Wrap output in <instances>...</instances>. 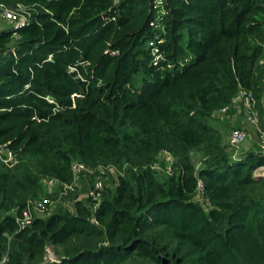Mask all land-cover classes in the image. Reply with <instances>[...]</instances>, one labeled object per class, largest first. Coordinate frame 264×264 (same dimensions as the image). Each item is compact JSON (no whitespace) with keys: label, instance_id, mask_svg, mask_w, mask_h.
<instances>
[{"label":"trees","instance_id":"16d2710c","mask_svg":"<svg viewBox=\"0 0 264 264\" xmlns=\"http://www.w3.org/2000/svg\"><path fill=\"white\" fill-rule=\"evenodd\" d=\"M0 3L32 8L0 26V264H264V152L209 123L249 93L261 147L264 0ZM48 180L59 203L21 227Z\"/></svg>","mask_w":264,"mask_h":264},{"label":"built area","instance_id":"2783aa9c","mask_svg":"<svg viewBox=\"0 0 264 264\" xmlns=\"http://www.w3.org/2000/svg\"><path fill=\"white\" fill-rule=\"evenodd\" d=\"M155 6L161 5V0H154ZM16 10H21L23 7L18 5L16 6ZM15 9V8H14ZM0 20H4L8 22L11 26L14 28L20 27L28 23L30 20L26 18L25 16H21V14L16 13L14 10H11L10 8L6 7L4 4L0 3ZM149 47L152 50V54L154 56V61L158 62L161 58L158 48L155 46V43L153 40H150L148 43ZM237 108H243L244 112V118L247 122V124H250L253 127L258 128L259 124V115L257 110L255 109L254 100L249 93H245L243 91H239L236 97L233 99V105ZM231 107V108H232ZM229 110V106H226L218 111L220 114H225ZM246 133L239 128L233 129L229 136L226 139L227 146L234 151V155L237 153L238 147L240 144L245 140ZM261 148L264 152V137L263 134H261ZM0 153L5 155V161L10 162L13 160V155L9 150H6L3 146L0 145ZM174 160L172 155L167 151H161L158 157L156 158L155 162H153L150 165L151 169L155 170H165L167 173L171 172L172 164ZM200 166V161L196 163V167ZM73 173L76 177H78L80 172H83L85 174L91 173L92 170L89 168H86L80 163H74L72 167ZM258 171L264 172V165L258 166L254 169V174ZM260 176H264V173H258ZM102 183L103 180L98 177L96 179L95 185L92 189H90L87 193L93 198H99L101 189H102ZM201 183L202 179L198 181V195L201 197ZM44 184H46L49 187L56 186L57 182L55 180H48L45 181ZM50 205V199L47 197H39L37 199L31 200L28 202L26 206V210L23 213V217L19 220V225L21 227L27 226L31 223V220L34 217V214L36 215H42L43 211ZM48 214V213H46Z\"/></svg>","mask_w":264,"mask_h":264},{"label":"rangeland","instance_id":"374dc122","mask_svg":"<svg viewBox=\"0 0 264 264\" xmlns=\"http://www.w3.org/2000/svg\"><path fill=\"white\" fill-rule=\"evenodd\" d=\"M15 9H11L14 10L16 13L21 14V16H25L26 18H28V20H30L31 17V11L32 8H22L21 10H16ZM4 24H8V22L4 21V20H0V26H3ZM239 113H241V122L240 124H229V122H224L223 120H219V119H215V118H210L209 123L213 126L216 127L217 129H219L223 135L227 137L229 136L230 132L233 129L239 128L242 129L245 133H246V138L244 141H249V142H253L255 144V150H259L261 149L260 144L258 143V137H257V128L251 126L250 124H247L245 118H244V112H243V108H237ZM227 131V133H226ZM240 146H242V143L240 144ZM195 156H198L197 154ZM198 159V158H196ZM258 173H264L263 171H258L256 172L255 175H258ZM81 180H79L78 178L76 179V182L78 184V186L80 185V193L84 194L83 197L85 196V194H87V189H85L84 184L80 183ZM43 194H46V192H44ZM60 194V192H59ZM48 198V197H47ZM58 197H56L55 194H52L51 199H50V205L43 211V215H45L46 213H49L51 211H53L56 207V205L59 203L58 201Z\"/></svg>","mask_w":264,"mask_h":264},{"label":"crops","instance_id":"0c3cea01","mask_svg":"<svg viewBox=\"0 0 264 264\" xmlns=\"http://www.w3.org/2000/svg\"><path fill=\"white\" fill-rule=\"evenodd\" d=\"M213 118L219 119V120H223L224 122H229V124H238L239 125L240 122H241V113H239L237 107L234 105V107H232L230 109V111H228L225 114H220V112L219 113L216 112L213 115ZM226 133H227V131H226ZM226 136H227V134L224 136V141H226ZM254 147H255V144L253 142H249L248 140L247 141H243L242 142V146L238 147L237 154L241 155V154H243L244 152H246L248 150H255ZM80 183L84 184L85 189H87V185L84 182V180H81ZM42 185H43V188H44V192H46V194H53V193L60 192V187L61 186L58 185V184L56 186H52V187H49V186H47L44 183H42ZM77 186H78V184H77ZM78 188L80 189V185H79ZM83 195L84 194H81V196H83ZM40 197H48V196L45 195V194H42V195H40ZM48 198H50V197H48Z\"/></svg>","mask_w":264,"mask_h":264},{"label":"water","instance_id":"95a60500","mask_svg":"<svg viewBox=\"0 0 264 264\" xmlns=\"http://www.w3.org/2000/svg\"><path fill=\"white\" fill-rule=\"evenodd\" d=\"M50 98V97H49Z\"/></svg>","mask_w":264,"mask_h":264}]
</instances>
